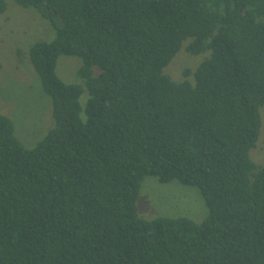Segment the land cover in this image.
<instances>
[{
  "label": "trees",
  "instance_id": "16d2710c",
  "mask_svg": "<svg viewBox=\"0 0 264 264\" xmlns=\"http://www.w3.org/2000/svg\"><path fill=\"white\" fill-rule=\"evenodd\" d=\"M15 1L59 20L29 48L54 123L26 148L0 114V264H264V0ZM182 49L206 55L177 82ZM147 175L198 187L207 217L140 216Z\"/></svg>",
  "mask_w": 264,
  "mask_h": 264
},
{
  "label": "rangeland",
  "instance_id": "374dc122",
  "mask_svg": "<svg viewBox=\"0 0 264 264\" xmlns=\"http://www.w3.org/2000/svg\"><path fill=\"white\" fill-rule=\"evenodd\" d=\"M4 2L5 9L0 12V114L11 119L17 139L26 148H32L54 122L51 98L43 91L33 69L29 48L37 41L52 40L59 20L51 19L44 11L24 7L15 0ZM205 55H190L182 49L163 71L179 82L183 79L182 71L196 66ZM81 65V58L61 55L57 59L56 73L66 84L83 86L79 101L84 108L88 93L78 74ZM93 72L95 75L98 69L93 67ZM259 112L260 132L255 147L250 150V158L256 164L264 165V106L259 108ZM136 206L138 214L146 219L188 217L202 222L208 215L207 204L198 187L175 179L160 182L150 175L143 178Z\"/></svg>",
  "mask_w": 264,
  "mask_h": 264
}]
</instances>
